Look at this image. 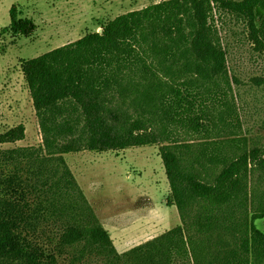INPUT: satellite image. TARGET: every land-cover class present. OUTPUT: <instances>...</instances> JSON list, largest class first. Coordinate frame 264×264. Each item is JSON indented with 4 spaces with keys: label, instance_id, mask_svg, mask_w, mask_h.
Returning <instances> with one entry per match:
<instances>
[{
    "label": "trees",
    "instance_id": "16d2710c",
    "mask_svg": "<svg viewBox=\"0 0 264 264\" xmlns=\"http://www.w3.org/2000/svg\"><path fill=\"white\" fill-rule=\"evenodd\" d=\"M225 17L264 47V0H166L23 62L42 145L0 150V248L56 264L32 246L105 235L65 159L82 152L159 148L181 225L124 253V264H193L186 232L264 220V144L243 134ZM10 20L14 36L37 32L16 6ZM25 138L19 125L0 145Z\"/></svg>",
    "mask_w": 264,
    "mask_h": 264
},
{
    "label": "rangeland",
    "instance_id": "374dc122",
    "mask_svg": "<svg viewBox=\"0 0 264 264\" xmlns=\"http://www.w3.org/2000/svg\"><path fill=\"white\" fill-rule=\"evenodd\" d=\"M166 0H0V135L24 125L26 138L0 150L40 147L42 137L24 61L38 58L84 36L101 32L118 16ZM35 21L32 38L10 31V10ZM228 53L233 95L244 136L264 144V47L249 27L232 17L220 23ZM103 224L104 236L35 243L32 250L56 264H124L122 255L181 225L167 206L169 184L159 148L82 152L65 156ZM142 237V238H140ZM193 264H264V220L256 228L186 232ZM0 264H31L17 249L0 248Z\"/></svg>",
    "mask_w": 264,
    "mask_h": 264
},
{
    "label": "crops",
    "instance_id": "0c3cea01",
    "mask_svg": "<svg viewBox=\"0 0 264 264\" xmlns=\"http://www.w3.org/2000/svg\"><path fill=\"white\" fill-rule=\"evenodd\" d=\"M70 166V165H69ZM70 168H71V166H70ZM71 170L73 171V169L71 168ZM73 173H74V171H73ZM74 175H75V177H76V174L74 173ZM76 179H77V177H76ZM77 181H78V179H77ZM78 183H79V181H78ZM80 184V183H79ZM81 186V185H80ZM81 188H82V186H81ZM83 189V188H82ZM83 191L85 192V189H83ZM86 193V192H85ZM86 195V194H85ZM88 198V197H87ZM88 200H89V198H88ZM90 202V201H89ZM91 203V202H90ZM91 205H92V203H91ZM93 206V205H92ZM140 238H142V237H140Z\"/></svg>",
    "mask_w": 264,
    "mask_h": 264
}]
</instances>
